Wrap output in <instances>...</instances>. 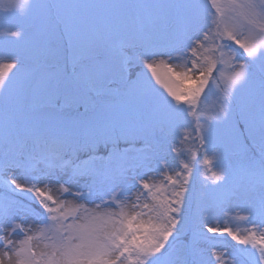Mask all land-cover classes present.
<instances>
[{
  "label": "snow or ice",
  "instance_id": "1",
  "mask_svg": "<svg viewBox=\"0 0 264 264\" xmlns=\"http://www.w3.org/2000/svg\"><path fill=\"white\" fill-rule=\"evenodd\" d=\"M0 264H264V0H0Z\"/></svg>",
  "mask_w": 264,
  "mask_h": 264
},
{
  "label": "rangeland",
  "instance_id": "2",
  "mask_svg": "<svg viewBox=\"0 0 264 264\" xmlns=\"http://www.w3.org/2000/svg\"><path fill=\"white\" fill-rule=\"evenodd\" d=\"M211 102V101H210ZM68 111H71V109H68ZM81 111H83V110H81Z\"/></svg>",
  "mask_w": 264,
  "mask_h": 264
},
{
  "label": "trees",
  "instance_id": "3",
  "mask_svg": "<svg viewBox=\"0 0 264 264\" xmlns=\"http://www.w3.org/2000/svg\"><path fill=\"white\" fill-rule=\"evenodd\" d=\"M81 110H83V109H81Z\"/></svg>",
  "mask_w": 264,
  "mask_h": 264
}]
</instances>
